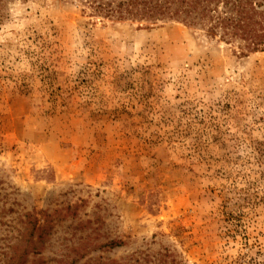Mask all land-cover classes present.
I'll use <instances>...</instances> for the list:
<instances>
[{"label":"rangeland","instance_id":"obj_1","mask_svg":"<svg viewBox=\"0 0 264 264\" xmlns=\"http://www.w3.org/2000/svg\"><path fill=\"white\" fill-rule=\"evenodd\" d=\"M88 1L0 0V264H264V48Z\"/></svg>","mask_w":264,"mask_h":264},{"label":"trees","instance_id":"obj_2","mask_svg":"<svg viewBox=\"0 0 264 264\" xmlns=\"http://www.w3.org/2000/svg\"><path fill=\"white\" fill-rule=\"evenodd\" d=\"M97 13L116 19H130L151 25L168 20H181L190 26L201 25L208 34L231 41L240 39L248 51L264 48V0H90ZM241 45V43H240ZM71 206H69L70 208ZM61 210H32L22 221L21 242L14 247L9 264H28L31 256L41 254L51 237L54 219ZM69 215L66 212L62 217ZM83 228L86 223L82 225ZM81 226V227H82ZM111 239L108 248L122 245ZM40 259V258H39ZM32 262V260H31ZM62 264H72L63 262ZM97 264H104L100 262ZM109 264H119L115 261Z\"/></svg>","mask_w":264,"mask_h":264}]
</instances>
